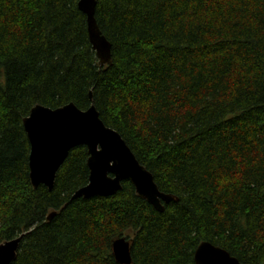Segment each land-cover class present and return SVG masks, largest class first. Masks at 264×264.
I'll list each match as a JSON object with an SVG mask.
<instances>
[{
	"label": "trees",
	"instance_id": "16d2710c",
	"mask_svg": "<svg viewBox=\"0 0 264 264\" xmlns=\"http://www.w3.org/2000/svg\"><path fill=\"white\" fill-rule=\"evenodd\" d=\"M78 3L0 0V245L22 236L12 264H119L120 237L132 264H196L203 242L264 264V0H97L110 65ZM70 103L94 104L177 200L158 212L130 181L72 199L89 182L85 146L51 191L35 189L24 119Z\"/></svg>",
	"mask_w": 264,
	"mask_h": 264
},
{
	"label": "water",
	"instance_id": "95a60500",
	"mask_svg": "<svg viewBox=\"0 0 264 264\" xmlns=\"http://www.w3.org/2000/svg\"><path fill=\"white\" fill-rule=\"evenodd\" d=\"M78 6L87 16L88 37L100 64L110 65L111 44L102 34L95 17L97 0H79ZM89 97L92 100V93ZM99 113L94 104L84 111L73 103L58 109L37 105L31 110L23 124L31 147L29 168L32 186L37 189L43 185L51 191L69 153L85 146L89 154V182L75 191L72 199L110 197L123 189V182L130 181L140 198L158 212H163L164 204L177 199L158 189L153 174L140 164L121 134L106 126ZM21 238L0 245V264L15 261ZM113 242L112 255L117 263L132 264L131 241L120 237ZM194 252L196 264H242L228 251L210 242L201 243Z\"/></svg>",
	"mask_w": 264,
	"mask_h": 264
},
{
	"label": "rangeland",
	"instance_id": "374dc122",
	"mask_svg": "<svg viewBox=\"0 0 264 264\" xmlns=\"http://www.w3.org/2000/svg\"><path fill=\"white\" fill-rule=\"evenodd\" d=\"M129 240V239H128Z\"/></svg>",
	"mask_w": 264,
	"mask_h": 264
}]
</instances>
